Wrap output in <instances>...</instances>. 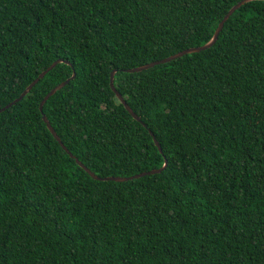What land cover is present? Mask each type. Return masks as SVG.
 <instances>
[{"label": "trees", "instance_id": "trees-1", "mask_svg": "<svg viewBox=\"0 0 264 264\" xmlns=\"http://www.w3.org/2000/svg\"><path fill=\"white\" fill-rule=\"evenodd\" d=\"M239 1L0 0V108L68 61L0 112V264H264V0L126 71Z\"/></svg>", "mask_w": 264, "mask_h": 264}, {"label": "water", "instance_id": "water-1", "mask_svg": "<svg viewBox=\"0 0 264 264\" xmlns=\"http://www.w3.org/2000/svg\"><path fill=\"white\" fill-rule=\"evenodd\" d=\"M253 0H241L239 1L237 4H235L224 16V18L220 21L213 37L211 38V40L209 42H207L206 44L203 45H199V46H194V47H189L186 48L184 50H181L173 55L167 56L165 58L159 59V60H155L152 62H149L147 64H143L137 67H133V68H128L126 69L127 72H140L143 71L145 69H149L151 67H154L155 65L158 64H162V63H167L170 62L178 57H181L185 54L188 53H193V52H200L203 50H206L208 48H210L211 46H213L218 38L219 35L221 33V31L224 28V25L226 23V21L231 17V15L240 7H242L245 3L250 2ZM61 62H68L67 60L60 58L57 59L56 61H54L50 66H48L44 71H42L39 76L37 78H35L27 87L26 89L21 93V95L16 98L15 100H13L12 102H10L9 104H7L6 106L0 108V112L4 111L7 108H10L12 105L16 104L17 102L21 101L32 89L33 87L42 79L45 77V75L51 71L52 69H54L59 63ZM117 70H113L111 73V79H110V85L112 90L116 93V95L119 97V99L123 102L124 106L127 108V110L133 115V117L136 120L141 121V117L133 110V108L129 105V103L127 102V100L125 99V97L123 96V94L117 89L116 85H115V74H116ZM76 77V71H74L73 75L64 80L63 82L59 83L58 85H56L54 88H52V90H50V92L44 97V99L41 101L40 104V110L43 111L44 109V105L47 102V100L54 95L58 90L62 89L63 87H65L72 79H74ZM43 119L44 121L47 123L48 128L50 129V131L53 133V135L55 136V138L60 142V144L62 145V147L73 157L76 159V161L78 162L79 165H81L83 168H85V170H87L94 178L99 179V180H115V181H128L130 179H135V178H139L145 175H150V174H156L159 173L161 171H163L167 165H168V160L166 159L165 164L160 167V168H155L152 170H148V171H144L132 176H106V177H101L99 175H97L94 171H92L86 164H84L79 158H77L65 145V143L62 141L61 137L59 136V134L57 133V131L55 130V128L53 127V125L51 124V122L49 121V118L47 117L46 114L43 115ZM145 126H147L144 123ZM151 135L154 138V141L156 143V145L159 147L160 151L163 152V148L159 142V140L157 139L156 135L154 134L153 131L150 130Z\"/></svg>", "mask_w": 264, "mask_h": 264}]
</instances>
